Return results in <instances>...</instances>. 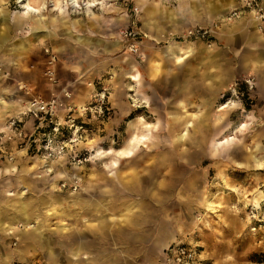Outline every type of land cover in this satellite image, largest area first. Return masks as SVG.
<instances>
[{
    "label": "rangeland",
    "instance_id": "374dc122",
    "mask_svg": "<svg viewBox=\"0 0 264 264\" xmlns=\"http://www.w3.org/2000/svg\"><path fill=\"white\" fill-rule=\"evenodd\" d=\"M5 2L10 13L22 11L17 0ZM97 3L93 13L69 7L65 24L50 25L61 52L45 39L23 53L28 63L10 62L8 50L29 40L31 28L0 21V264H162L177 245L194 253L191 264H264V63H183L179 68L198 79L213 77L211 91L186 101L177 91L143 87L142 72H171L172 65L140 63L143 55L131 54L122 37L136 31L145 54L149 44L162 49L170 42L210 48L237 35L239 17L253 23L252 14L243 0ZM230 3L235 9L227 10ZM158 6L152 19L160 30H175L168 41L148 38L145 20ZM50 10L49 0V18ZM193 18L201 25L189 28L208 34L185 39ZM41 50L44 63H37ZM125 54L139 63H125ZM82 61L91 76L59 77L58 64L63 72ZM54 95L80 108L104 96L108 112L79 116L86 134L75 155L69 148L46 159L41 142L31 143L40 135L19 139L12 123L32 137L28 102ZM139 117L151 127L134 123ZM133 137L151 141L125 159L119 154ZM224 138L233 142L216 150Z\"/></svg>",
    "mask_w": 264,
    "mask_h": 264
},
{
    "label": "crops",
    "instance_id": "0c3cea01",
    "mask_svg": "<svg viewBox=\"0 0 264 264\" xmlns=\"http://www.w3.org/2000/svg\"><path fill=\"white\" fill-rule=\"evenodd\" d=\"M247 20L248 18L246 17H239L238 20L234 23L233 27V30L237 33V35L229 37L227 36L226 38L224 37V39L222 38V45L220 46L205 48L200 47L198 43H191L190 45L193 49V55H191V57L184 63H218L219 66L225 63H254V65L264 63V33H260L258 31L255 23H248ZM165 50L166 49L163 48H154L150 50L149 53H147L149 55V59L147 61L143 59L140 63H171L172 67L170 69H172V71H164L160 73L142 72L140 74V81L143 83V87L150 88L149 90L157 88V90L165 89L167 91H177L180 96L187 98L186 101H191V98H194L197 95V91L203 90L204 93H207L208 89L211 91V87L208 83L209 81H212L213 77L210 73H204L203 76L199 75L198 79L196 73L191 71H182L179 68L180 65L176 64V58L169 53L166 54L165 52L167 51ZM140 53L141 56L145 54L142 52V49ZM40 54L41 61L37 63H44L43 58L45 56H43L42 50ZM23 57L24 56L22 55L20 57H17L18 59L15 58L14 60H16V63L30 62ZM135 62L139 63L138 61ZM74 67L65 69L62 72L61 70L63 66L58 64L57 71L59 77L74 80L83 75H87L89 77L93 74L92 67L88 61L79 62L78 64H75ZM177 69H179V71ZM135 82L136 81L134 80L131 82V86L133 88L135 87L133 85ZM224 82L226 83L225 80ZM139 91H142V89ZM147 97H149V95ZM108 239H110V237H108ZM174 240L175 238L169 239L166 244ZM165 248L166 247H164V249ZM108 258V256H105L101 257L100 259L108 260Z\"/></svg>",
    "mask_w": 264,
    "mask_h": 264
},
{
    "label": "built area",
    "instance_id": "2783aa9c",
    "mask_svg": "<svg viewBox=\"0 0 264 264\" xmlns=\"http://www.w3.org/2000/svg\"><path fill=\"white\" fill-rule=\"evenodd\" d=\"M244 7L254 14L258 21V29L264 33V8L258 0H243ZM237 16V13H232V18ZM208 32L202 29H190L185 34V39L200 38L207 35ZM123 39L127 42V49L133 55H139V36L136 31L126 30L122 33ZM48 53V51H47ZM52 71L49 72V75ZM108 112L105 103V97L102 96L94 101L91 106L80 108L73 107L70 104L64 103L58 96H53L49 100H44L41 97H36L30 101L25 116L30 117L34 121L35 130L32 137H26L23 130L17 126L18 121L12 123L15 128V135L22 140L31 141L34 135H40V139L33 140L31 143H40V150L46 159L62 157L68 153L75 155V148L79 143L86 130L84 125L78 122L79 116L91 114L93 117H104ZM75 159V158H74ZM79 159V158H78ZM165 260L162 264H191L194 253L182 245H177L174 248L167 249Z\"/></svg>",
    "mask_w": 264,
    "mask_h": 264
},
{
    "label": "bare ground",
    "instance_id": "6f19581e",
    "mask_svg": "<svg viewBox=\"0 0 264 264\" xmlns=\"http://www.w3.org/2000/svg\"><path fill=\"white\" fill-rule=\"evenodd\" d=\"M48 1L49 0H17V3L20 5V8L22 11H19L17 13H10V11L7 8V4L5 0H0V21L3 24L9 25L11 20L12 21H18V26H28L31 28V37L28 39H24L20 41H16V45H12V48L9 49L8 51L13 52V56L10 58V62L16 63V60H14L17 57H20L23 55L25 51H30L34 44H39L45 39H49L50 42L53 44L54 51L60 53L61 52V47L55 43V40L53 39L54 34L50 30V25L56 24V23H61L65 24V20L69 18V12L68 8L70 7L71 9H80L81 5L85 6L88 8V11L93 13L92 7L97 5V0H50L51 2V17L49 18L47 16L46 10L48 9ZM235 9V5L230 3L229 9ZM264 8V7H263ZM157 10H160V7L158 6L157 9H154L152 12L149 13V17H146L145 20V26L148 28L151 32L152 35H148L149 41H158L159 38H164L166 41H168V36L172 33V31L175 30H160L158 24L156 23V20L152 19V15L156 13ZM158 12V11H157ZM193 16V15H192ZM174 18V17H173ZM173 18L170 19V23L172 24L174 22ZM252 18H253V23L256 24V27L258 28V21L255 19L254 14L252 13ZM194 20L190 26L187 25L185 30L188 31L190 28L194 27L195 25H201L200 21L196 18H193ZM213 18L210 17L206 23L212 24ZM180 27V26H179ZM190 27V28H189ZM255 27V28H256ZM184 28H174L176 31H185ZM185 31V32H186ZM224 36V34H223ZM5 42V41H3ZM149 44V43H148ZM191 43H176V42H170L164 47L163 49H166L165 52L166 54H170L173 57L176 58L177 60V65H182L187 59L193 55V49L191 48ZM198 45L200 47H205L208 48L209 46L207 44H202L198 42ZM118 47H123L122 45L118 44ZM153 47L149 44L148 45V53L150 50H152ZM125 57H128L126 59L125 63H136L135 60L129 59V56L127 54L124 55ZM124 57V58H125ZM143 59L147 61L149 59L148 54H143ZM134 81H137V76H133ZM136 79V80H135ZM30 104V102H28ZM18 107L20 105L18 104ZM21 110V109H20ZM134 123H140L141 126H146L150 128L151 126L147 123L144 122V118L139 117ZM193 126L191 122L187 123V126ZM246 127V125H243V128ZM183 137L179 136V140H182ZM131 148H128L125 150L123 153L121 152L119 155L123 156L125 159L132 158L134 156V152L136 149L140 147L142 144V141L144 144L150 143L151 139L149 138H138V137H133V140H131ZM233 142V138H224L223 142L217 143L214 142L215 149H221L224 147V145H228ZM258 163V166L262 165V162L256 161ZM48 165L49 162H48ZM113 167L117 168L118 164L117 162H113ZM47 167V166H46ZM40 169L45 171V166L41 167ZM62 176V175H60Z\"/></svg>",
    "mask_w": 264,
    "mask_h": 264
}]
</instances>
